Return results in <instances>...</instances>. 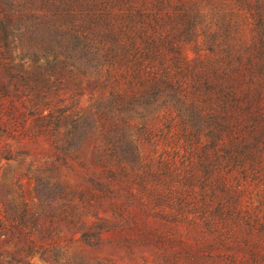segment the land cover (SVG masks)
Instances as JSON below:
<instances>
[{
  "label": "trees",
  "instance_id": "obj_1",
  "mask_svg": "<svg viewBox=\"0 0 264 264\" xmlns=\"http://www.w3.org/2000/svg\"><path fill=\"white\" fill-rule=\"evenodd\" d=\"M82 82L101 89L88 115L58 105ZM89 134L99 169L74 156ZM3 159L26 170L0 187V264L112 263L66 240L264 264V0H0Z\"/></svg>",
  "mask_w": 264,
  "mask_h": 264
},
{
  "label": "rangeland",
  "instance_id": "obj_2",
  "mask_svg": "<svg viewBox=\"0 0 264 264\" xmlns=\"http://www.w3.org/2000/svg\"><path fill=\"white\" fill-rule=\"evenodd\" d=\"M91 77V76H90ZM74 89L68 90V93L60 94L58 97V105H75L78 103V107L82 115H88L89 110L92 108L93 103H96L98 96L101 93V89H98L95 85L91 84L86 86L85 82H82L81 88L78 89L77 85H74ZM80 91V92H79ZM76 94V95H75ZM48 106L55 107L56 101L55 97L53 101H50ZM48 111V110H47ZM137 120H132L135 123ZM18 135V133H17ZM6 137H2V143L5 141ZM95 136L89 134L86 136L85 140L82 142V146L75 150L74 156L80 161H85L94 169H99L93 153L95 150ZM39 148L46 154H50V146L46 141H42ZM1 173L3 174L0 179V187L9 182L10 178L20 177L22 173L26 170V165L21 163L19 160H0ZM21 180L24 183L25 194L27 201L30 202L31 206L39 207L42 199L40 194L36 189V178L34 175L29 174L28 176H21ZM65 187L71 190L80 191L84 189L83 182L76 177L74 174L70 173L68 170L63 169L60 177L58 179ZM103 214H105L102 211ZM93 220L89 219L91 224ZM59 236L64 238L65 234L69 238L68 226L63 225V232H59ZM34 237L38 239L37 233H34ZM78 237V236H77ZM61 248L66 252L68 256H74L80 254L91 260H111V264H165L162 261L156 259L155 255L152 254L149 249L144 250V248L136 249L135 253H130L127 247L116 246L111 244H104L101 247H91L77 240H66L61 242ZM50 255V254H48ZM145 257L148 261L142 259ZM32 264H63L66 259L62 258L55 260L54 257H43L40 253H34L31 256Z\"/></svg>",
  "mask_w": 264,
  "mask_h": 264
}]
</instances>
